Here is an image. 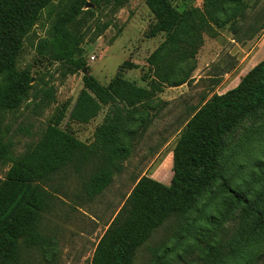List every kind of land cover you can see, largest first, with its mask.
<instances>
[{"label": "rangeland", "instance_id": "374dc122", "mask_svg": "<svg viewBox=\"0 0 264 264\" xmlns=\"http://www.w3.org/2000/svg\"><path fill=\"white\" fill-rule=\"evenodd\" d=\"M76 1L50 0L40 8L34 0H18L10 7L26 8L10 34L20 46L18 70L30 69L32 76L30 96L7 119V139L13 140L14 158L39 141L67 102H75L87 74L108 87L118 76L141 86L154 84L155 97L137 110L123 103L104 107L88 124L69 122L68 118L63 121L64 128L69 127L81 141L94 146L103 123L138 133L121 138L132 153L109 187L93 200L86 196L84 187L97 170V160L81 172L68 170L46 185L54 196L42 215L41 231L46 241L25 250L19 264H91L99 240L136 183L148 176L171 184L173 151L194 110L213 95L237 87L264 58V0H238L248 6L242 10L237 0H232L233 4L219 0L220 8L224 7L220 10L209 8L210 0H169L180 11L195 13V23L179 27V33L191 28L201 36L192 57H180L176 62L169 53L177 48L172 42L168 44L165 33L156 31L159 20L147 0H101L98 4L87 0L83 8L87 14L81 16L80 27L84 38L73 57L83 59L88 72L74 70L70 61H53L38 53L37 46L48 38L56 12ZM234 9L238 16H234ZM215 20L229 22L220 27ZM163 61L170 65L169 75H159L157 67ZM178 81L184 83L175 86ZM96 148L100 153L101 148ZM219 159L220 178L192 211L165 222L138 250L134 264H261L264 229L255 224V215H246L242 206H232L231 202L234 190L256 197L264 188L260 177L264 111L245 116L225 135ZM12 165V161L0 160V186ZM223 184H229L230 190H224ZM220 213L224 216L221 226L209 223L210 217Z\"/></svg>", "mask_w": 264, "mask_h": 264}, {"label": "trees", "instance_id": "16d2710c", "mask_svg": "<svg viewBox=\"0 0 264 264\" xmlns=\"http://www.w3.org/2000/svg\"><path fill=\"white\" fill-rule=\"evenodd\" d=\"M48 1L34 0L40 8ZM92 1L98 4L101 0ZM17 2L0 0V160L13 162L0 186V264H19L25 250L46 241L41 231L42 215L54 199L46 188L47 184L68 170L81 172L88 163L97 160V170L84 187L86 196L93 200L109 187L115 173L123 169L124 162L132 153L130 146L121 143V138L138 132L103 123L97 130L98 144L94 146L81 141L69 127L64 128L63 121L68 118L69 122L88 124L104 107L123 103L128 109L137 110L155 97L154 84L141 86L118 76L108 87L87 74L75 102H67L39 141L14 158L13 140L7 139L10 135L7 119L30 96L32 82L30 69L20 71L17 68L20 46L15 44L16 39L10 34L19 22L18 17L25 14L24 7L22 10L18 6L10 8ZM237 2L240 10L248 7L244 1ZM87 3V0H77L65 10L56 12L49 26L48 38L40 40L37 46L38 53L48 55L53 61H70L74 70L86 67L83 59L73 56L84 38L80 27L83 14H87L83 10ZM147 5L159 20L156 31L165 33L170 41L168 44L172 42V47L177 48L169 53V57L173 59L174 55V62L180 57H192L193 48L201 43V36L191 28L185 33H179L178 29L189 22L191 25L195 23V13L192 10L180 11L169 0H147ZM220 7L219 0H210L209 8H224ZM240 10L237 11L243 12ZM234 11V16H238ZM216 22L222 27L229 21ZM205 24L208 26V22ZM182 42L183 47L178 46ZM157 68L159 75L163 72L170 74V65L165 61ZM183 83L178 81L175 86ZM48 97L46 95L44 99L48 100ZM259 110L264 111V58L241 79L237 87L224 94L213 95L194 110L173 151L171 184L142 177L99 240L91 264H134L138 250L165 222L192 211L198 199L220 178L219 153L223 138L242 118ZM97 146L101 148L100 153ZM260 166V177L264 181V164ZM230 187L229 184L222 185L224 190H230ZM233 195L231 205L242 206L246 215H255V224L264 229V209L261 208L264 188L256 197L253 193L237 190ZM223 221L224 216L220 213L219 217H210L209 223L218 227ZM261 264H264V253Z\"/></svg>", "mask_w": 264, "mask_h": 264}, {"label": "water", "instance_id": "95a60500", "mask_svg": "<svg viewBox=\"0 0 264 264\" xmlns=\"http://www.w3.org/2000/svg\"><path fill=\"white\" fill-rule=\"evenodd\" d=\"M88 6H90V5L88 4ZM84 72L87 73L88 72L87 69H84Z\"/></svg>", "mask_w": 264, "mask_h": 264}, {"label": "built area", "instance_id": "2783aa9c", "mask_svg": "<svg viewBox=\"0 0 264 264\" xmlns=\"http://www.w3.org/2000/svg\"><path fill=\"white\" fill-rule=\"evenodd\" d=\"M92 60H95V57H92Z\"/></svg>", "mask_w": 264, "mask_h": 264}]
</instances>
